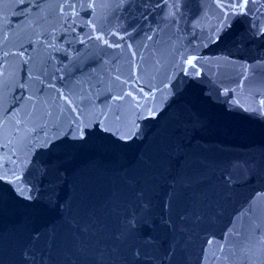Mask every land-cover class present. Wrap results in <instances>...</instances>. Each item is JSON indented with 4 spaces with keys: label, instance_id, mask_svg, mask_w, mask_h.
Segmentation results:
<instances>
[{
    "label": "water",
    "instance_id": "obj_1",
    "mask_svg": "<svg viewBox=\"0 0 264 264\" xmlns=\"http://www.w3.org/2000/svg\"><path fill=\"white\" fill-rule=\"evenodd\" d=\"M228 8L0 0V264H264V0Z\"/></svg>",
    "mask_w": 264,
    "mask_h": 264
},
{
    "label": "snow or ice",
    "instance_id": "obj_2",
    "mask_svg": "<svg viewBox=\"0 0 264 264\" xmlns=\"http://www.w3.org/2000/svg\"><path fill=\"white\" fill-rule=\"evenodd\" d=\"M225 2L229 5V8H228V11H230L233 15H237V14H243L244 10H245V7L248 3H250V0H225ZM233 3H234V6H233ZM228 27H230V25L227 24V15H225V22L221 24L220 28L217 29L214 37H213V40L214 41H219L221 39V33L224 32ZM186 63L195 68V64H194V61L193 59H188L186 61ZM80 139H83L84 136H83V133L81 132L80 134ZM0 179H3L2 176H0ZM12 183L15 184V181H12ZM17 191V194L24 198V199H28V200H31V199H34L32 196H31V192L29 189H26V188H23V187H20L19 185H16V189Z\"/></svg>",
    "mask_w": 264,
    "mask_h": 264
}]
</instances>
